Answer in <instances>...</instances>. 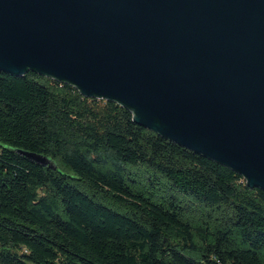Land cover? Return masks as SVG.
<instances>
[{
    "label": "trees",
    "instance_id": "obj_1",
    "mask_svg": "<svg viewBox=\"0 0 264 264\" xmlns=\"http://www.w3.org/2000/svg\"><path fill=\"white\" fill-rule=\"evenodd\" d=\"M134 118L0 72V264H264V191Z\"/></svg>",
    "mask_w": 264,
    "mask_h": 264
},
{
    "label": "water",
    "instance_id": "obj_2",
    "mask_svg": "<svg viewBox=\"0 0 264 264\" xmlns=\"http://www.w3.org/2000/svg\"><path fill=\"white\" fill-rule=\"evenodd\" d=\"M31 70L264 191V0H0V72Z\"/></svg>",
    "mask_w": 264,
    "mask_h": 264
}]
</instances>
